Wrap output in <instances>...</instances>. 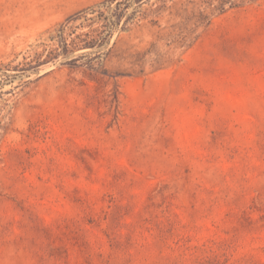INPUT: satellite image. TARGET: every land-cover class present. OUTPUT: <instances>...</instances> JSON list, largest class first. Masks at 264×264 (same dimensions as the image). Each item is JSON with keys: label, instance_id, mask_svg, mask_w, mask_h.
<instances>
[{"label": "rangeland", "instance_id": "374dc122", "mask_svg": "<svg viewBox=\"0 0 264 264\" xmlns=\"http://www.w3.org/2000/svg\"><path fill=\"white\" fill-rule=\"evenodd\" d=\"M0 264H264V0H0Z\"/></svg>", "mask_w": 264, "mask_h": 264}, {"label": "trees", "instance_id": "16d2710c", "mask_svg": "<svg viewBox=\"0 0 264 264\" xmlns=\"http://www.w3.org/2000/svg\"><path fill=\"white\" fill-rule=\"evenodd\" d=\"M226 2H227V0H219V3H226ZM230 3H236V2L231 1ZM221 10H224V7H222ZM198 16L202 18V16H204V14L200 11Z\"/></svg>", "mask_w": 264, "mask_h": 264}]
</instances>
